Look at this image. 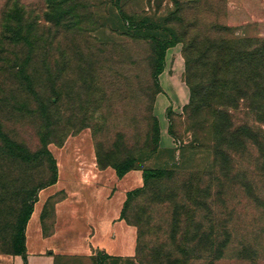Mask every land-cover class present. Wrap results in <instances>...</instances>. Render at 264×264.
I'll use <instances>...</instances> for the list:
<instances>
[{"label":"rangeland","instance_id":"rangeland-1","mask_svg":"<svg viewBox=\"0 0 264 264\" xmlns=\"http://www.w3.org/2000/svg\"><path fill=\"white\" fill-rule=\"evenodd\" d=\"M125 15L195 41L202 76L225 42L264 40V0H0V255L19 249L33 186L32 215L69 199L102 227L107 250L56 264H264L262 70L191 110L183 42L157 74Z\"/></svg>","mask_w":264,"mask_h":264},{"label":"trees","instance_id":"trees-1","mask_svg":"<svg viewBox=\"0 0 264 264\" xmlns=\"http://www.w3.org/2000/svg\"><path fill=\"white\" fill-rule=\"evenodd\" d=\"M140 25V23H136L133 17L125 15L122 23V30L126 32H137L140 36L143 32H146L145 35L149 37L156 52L155 62L157 74H161L164 70L167 50L174 47L177 43L183 42L184 54L186 57V81L190 89V100L187 104L189 109L195 110L199 107L203 108L206 106L208 102L210 103V101H208V94L211 93L215 87L219 88L223 86L228 89L238 76L246 79L245 83L242 85L244 88H253L254 86H257V88L260 87V83L257 80L259 75L264 76V40L262 45L256 48H252L253 46L245 48L238 43L232 44L231 41H229V43L225 42L221 50V59L218 60V58L212 62L214 67L213 71L210 72V74L207 73L202 76L198 64L201 57L196 51L195 41L181 40L179 37L180 35H178L174 27L169 28L168 31L161 34L147 33L146 29L144 30L139 27ZM260 70H262V75L259 73ZM27 79L30 80V77L27 76ZM205 90H209L207 95ZM158 131L159 129L157 128V132ZM10 147L12 148V154L18 158L26 159L28 162L34 159L31 152H27L22 146H19L17 142L13 141ZM51 161V166L56 171L55 161L53 159H51ZM29 164L35 163L31 162ZM127 170L128 168L125 167L119 169L118 172L120 175H123ZM165 173L166 170L164 169H148L145 172V179L148 180L150 177L162 176ZM56 180L57 178L55 177L52 183L56 182ZM36 191V188L33 186L29 188V200H31V202L27 204L23 216L20 218L16 240L19 249L12 255L22 254L25 251L26 228L33 213Z\"/></svg>","mask_w":264,"mask_h":264},{"label":"crops","instance_id":"crops-1","mask_svg":"<svg viewBox=\"0 0 264 264\" xmlns=\"http://www.w3.org/2000/svg\"><path fill=\"white\" fill-rule=\"evenodd\" d=\"M92 211L94 216L101 214V209ZM81 216L79 206L69 199L61 200L49 212L43 204L27 224L24 253L0 255V264H56L60 256L97 255L107 250L94 233L101 232V224L84 221Z\"/></svg>","mask_w":264,"mask_h":264}]
</instances>
